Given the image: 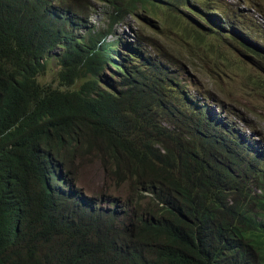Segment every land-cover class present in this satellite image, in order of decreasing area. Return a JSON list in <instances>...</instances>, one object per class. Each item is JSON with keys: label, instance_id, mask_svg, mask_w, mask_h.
Wrapping results in <instances>:
<instances>
[{"label": "trees", "instance_id": "1", "mask_svg": "<svg viewBox=\"0 0 264 264\" xmlns=\"http://www.w3.org/2000/svg\"><path fill=\"white\" fill-rule=\"evenodd\" d=\"M98 1L106 30L76 36L84 29L77 0H0V264H264V186L256 193L246 184L242 205L227 207L226 175L208 174L196 131L161 126L167 118L196 130L194 117L178 109L175 120L171 113L157 117L135 102H96L91 92L114 50L107 37L116 16L137 7L180 24V38L193 46L208 38L212 47L235 43L263 76L264 54L234 36L236 24L219 0ZM214 9L223 10L229 32L214 23ZM49 59L58 68L42 83ZM65 128L84 156L101 154L118 183L127 181L136 218L126 230L97 228L85 205L65 206L52 196L42 145L60 140L57 129ZM203 141L210 142L207 135Z\"/></svg>", "mask_w": 264, "mask_h": 264}, {"label": "clouds", "instance_id": "2", "mask_svg": "<svg viewBox=\"0 0 264 264\" xmlns=\"http://www.w3.org/2000/svg\"><path fill=\"white\" fill-rule=\"evenodd\" d=\"M238 1L245 2V0ZM77 2L75 10L82 15V22L86 28L88 25L84 19L86 15H90V2L87 0H77ZM187 2L191 6L196 5V0H187ZM251 10L264 18V13L255 6H252ZM104 12L105 8L103 17ZM235 12L239 23H235L234 36L255 52L264 54V41L260 40L262 37L264 40V33L258 29L254 30V33L262 37L251 33L255 27H264V21L255 16L251 18L248 11L238 7H235ZM109 15L111 16V13ZM107 18L108 16L105 15L106 25ZM152 20L159 22L158 27L153 26ZM213 20L219 29L229 32V27L222 19L213 16ZM168 25H173L177 30L180 27V24L173 20L161 21L152 17L140 7L131 13L122 14L115 29L113 26L110 36L107 37L115 41L114 50L98 70V83L91 90L95 94L92 100L103 103L121 102L122 106L126 102H135L133 108L151 110L155 115L159 114V117L171 113L173 119L177 109L185 115L194 117L196 122L194 136L205 146L204 156L197 155L203 158L204 168L210 176L212 174L218 176L220 173L226 175L223 190L226 192L227 207H234L236 204L240 207L241 192L246 184L251 185L250 190L256 193L260 192V188L256 186H264V132L252 127L242 116L226 109L215 94L203 91L193 77L188 79L184 65L176 66L166 58L150 36V30L158 36V39L171 42L172 31L166 29ZM95 27L90 25L87 29ZM118 28L122 30L119 31ZM98 64L94 63L92 70ZM164 64H171L177 69L175 72L167 73L161 70ZM176 72H181L184 77L181 78ZM140 76H143L146 82L141 86L137 80ZM138 92L144 96L141 102L136 99ZM167 124L174 123L164 118L161 126L167 127ZM172 128L177 131L174 126ZM66 130V128L57 129L60 140L46 139L42 145L43 161L52 186V196L65 206L85 205L84 212L93 214V218L97 216V228L102 227L104 223L110 225L112 229L126 230L136 218L135 210L127 199L131 192L127 181L118 183L112 170L113 179L110 183L102 180L98 188L83 190L74 183H69L68 173L67 178L62 177L61 166L66 168L67 162L75 161L74 177L76 178L81 162L89 158L84 156V149L79 142H70ZM206 135L210 140L209 143L203 141ZM249 135L257 142L250 140ZM188 139L195 145L199 143L192 138H185ZM149 198L151 199V196Z\"/></svg>", "mask_w": 264, "mask_h": 264}, {"label": "rangeland", "instance_id": "3", "mask_svg": "<svg viewBox=\"0 0 264 264\" xmlns=\"http://www.w3.org/2000/svg\"><path fill=\"white\" fill-rule=\"evenodd\" d=\"M87 1L91 5L89 10L90 15H86L84 19L88 27L95 25L100 30H105V12L103 17L104 4L98 0ZM219 1L225 4L224 14L233 23H239L236 17L235 7L248 11L251 14V18L255 16L259 20L264 21V18H261L255 11L251 10L252 6H255L256 9L264 13V0H245L242 3L238 0ZM220 11L223 12L221 9ZM220 11L214 9V17L222 19L227 24L226 19L223 14H220ZM116 17L119 18L121 16ZM152 22L153 26L158 27V21L152 20ZM115 25L116 23L112 25L114 29ZM88 27L76 30L77 33L79 32L76 36L84 34ZM166 29L172 31L171 35L173 40L171 42L158 39V36L150 30V36L155 40L157 47L162 50L166 58L174 62L176 66L180 64L184 65L188 79L189 77H193L203 91L215 94L226 109L242 116L252 127L264 132V87L256 88L260 82L264 81V76L251 61L246 62L238 56L244 52L243 48L240 46L234 47L235 43L231 42L228 44L227 41L217 43L215 47H212L211 38L206 39L205 45L193 46L190 41H184L180 38L177 28L173 25L166 26ZM256 29L264 33V27H255L251 32L257 37H262L254 33ZM118 30L120 31L122 28H118ZM260 40L264 41L263 37ZM57 68L56 62L53 59H49V69L46 76L41 78V82L50 83L55 77ZM176 69L171 64H164L161 68L162 71L167 73L175 72ZM176 74L181 78L184 77L181 72H176ZM156 116L159 117L160 115L156 114ZM173 126L182 131L184 135H189L191 131H196L189 128L185 122L167 124V128H172ZM248 137L250 140L257 142L254 137L250 135ZM75 165V161H69L66 164V168L61 166V175L67 178L66 174L68 173L70 176L69 183H74L78 188H82L83 190L96 189L102 180L110 183L113 179V167L111 166L113 163L106 158H102L99 153L81 162V167L78 173H76V178L74 177Z\"/></svg>", "mask_w": 264, "mask_h": 264}]
</instances>
